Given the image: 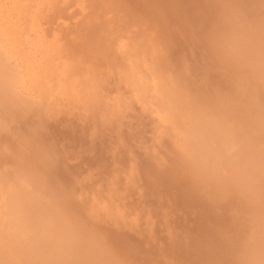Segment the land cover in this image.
<instances>
[{
	"label": "rangeland",
	"instance_id": "obj_1",
	"mask_svg": "<svg viewBox=\"0 0 264 264\" xmlns=\"http://www.w3.org/2000/svg\"><path fill=\"white\" fill-rule=\"evenodd\" d=\"M259 20L264 0H0V264H67L78 253L76 262L89 259L75 243L77 231L131 264H218L222 241L264 215L256 174L264 161V81L236 39L242 25ZM209 27L216 36L211 48ZM198 115L205 136L198 135ZM242 129L247 138L240 142L254 154L239 143ZM197 145L206 146L215 169ZM213 181L227 182L220 189ZM15 190L23 196L11 210ZM30 211L45 234L71 218L75 237L64 248L76 253L67 258L60 243L53 253L61 249L66 262L33 256L36 238L26 234V245L22 237L35 216Z\"/></svg>",
	"mask_w": 264,
	"mask_h": 264
},
{
	"label": "clouds",
	"instance_id": "obj_2",
	"mask_svg": "<svg viewBox=\"0 0 264 264\" xmlns=\"http://www.w3.org/2000/svg\"><path fill=\"white\" fill-rule=\"evenodd\" d=\"M216 36L209 27L206 30L205 42L212 47ZM237 39L245 45L251 66L259 78L264 81V21L258 29L254 26L243 27ZM258 181L264 188V161H262ZM73 221L69 218L67 224L62 223L64 238L72 242ZM76 242L87 252L89 259L76 264H131L130 261L116 259L114 250L96 242L86 234H80ZM218 264H264V216L255 225L246 224L230 237L222 241L219 249Z\"/></svg>",
	"mask_w": 264,
	"mask_h": 264
},
{
	"label": "bare ground",
	"instance_id": "obj_3",
	"mask_svg": "<svg viewBox=\"0 0 264 264\" xmlns=\"http://www.w3.org/2000/svg\"><path fill=\"white\" fill-rule=\"evenodd\" d=\"M28 1H29V0H28ZM86 1H87V0H86ZM203 1H204V0H203ZM205 3H206V2H205ZM220 4H221V3H220ZM54 5H55V4H54ZM201 5H202V4H201ZM221 5H222V4H221ZM207 6H208V5H207ZM227 6H228V9H229V11H230L232 8L230 7V5H227ZM53 7H54V6H53ZM53 7H52V9H53ZM113 7H114V6H113ZM119 7H121V6L119 5ZM251 7H252V6H251ZM251 7L249 6V8H251ZM256 7H257V4H256ZM117 8H118V7H117ZM121 8H122V7H121ZM220 8H221V7H220ZM225 8H226V7H225ZM242 8H243V7H242ZM247 8H248V7H247ZM259 8H260V7H259ZM91 9H92V8H91ZM126 9H127V8H126ZM194 9H195V8H194ZM14 10H15V8H14ZM110 10H111V9H110ZM121 10H122V9H121ZM209 10H210V9H209ZM225 10H226V9H225ZM236 10H238V9H236ZM242 10H243V9H242ZM258 10H259V9H258ZM118 11H119V10H118ZM177 11H178V10H177ZM239 12H240V11H239ZM74 13H75V11H74ZM87 13H88V12H87ZM110 13H111V12H110ZM208 13H209V11H208ZM236 13H237V11H236ZM114 14H115V13H114ZM116 14H117V13H116ZM116 14H115V15H116ZM119 14H120V13H119ZM127 14H128V13L126 12V14H125L126 17H127ZM209 14H210V13H209ZM237 14H238V13H237ZM239 14H241V13H239ZM85 15H87V14H85ZM111 15H113V14H111ZM115 15H114V16H115ZM123 15H124V14H123ZM173 15H174V14H173ZM96 16H97V15H96ZM96 16H95V17H96ZM98 16H99V15H98ZM101 16H102V15H101ZM231 16H232V14H231ZM237 16H238V15H237ZM237 16H236V17H237ZM224 17H225V16H224ZM177 18H178V17H177ZM225 18H226V17H225ZM228 18H229V14H228ZM233 18H235V17L233 16ZM237 18H238V17H237ZM239 18H241V17L239 16ZM239 18H238V19H239ZM91 19H92V18H91ZM96 19H97V18H96ZM122 19H123V18H121V22L123 23V20H122ZM127 19H128V18H127ZM229 19H230V18H229ZM231 19H232V18H231ZM235 19H236V18H235ZM243 19L245 20L246 17H244ZM243 19H241V20H243ZM253 20H255V19H253ZM256 20H257V19H256ZM256 20H255V21H256ZM94 21H95V20H94ZM97 21H100V20H97ZM223 21H224V18H223ZM225 21H226V20H225ZM229 21H230V20H229ZM236 21H237V19H236ZM236 21H235V22H236ZM238 21H239V20H238ZM259 21H260V20H259ZM100 22H101V21H100ZM115 22H116V21H115ZM202 22H203V21H202ZM239 22H241V21H239ZM257 22H258V21H257ZM260 22H262V21H260ZM128 23H129V22H128ZM224 23H225V22H224ZM226 23H228V22H226ZM226 23H225V25H226ZM249 23H250V22H249ZM252 23H253V21H252ZM254 23H255V22H254ZM25 24H26V23H25ZM93 24H94V23H93ZM99 24H100V23H99ZM116 24H117V23H116ZM119 24H120V23H119ZM184 24H185V23H184ZM229 24H230V22H229L227 25H229ZM235 24H236V23H235ZM239 24H240V23H238L237 26H241V25H242V24H241V25H239ZM246 24H248V23H245L244 25L246 26ZM95 25H96V24H95ZM123 25H124V24H123ZM223 25H224V24H221V27H222ZM244 25H242V26L245 27ZM258 25H260V24H258ZM258 25H257L256 27H258ZM93 26H94V25H93ZM116 26H117V25H116ZM230 26H232V24H231ZM230 26H228V27H230ZM250 26H251V25H250ZM173 27H174V26H173ZM233 27H234V26H233ZM115 28H116V27H115ZM137 28H138V27H137ZM191 28H192V27H191ZM197 28H198V27H197ZM240 28H241V27H240ZM67 29H68V28H67ZM91 29H92V28H91ZM230 29H231V28H230ZM232 29H233V28H232ZM257 29H258V28H257ZM45 30H47V28H46ZM69 30H70V29H69ZM88 30H89V29H88ZM178 31H179V29H178ZM116 32H117V31H116ZM129 32H130V30H129ZM162 32H163V31H162ZM165 32H166V31H165ZM169 32H170V31H169ZM138 33H139V32L137 31V34H134V35L136 36V35H138ZM158 33H159V31H158ZM158 33H157V34H158ZM190 33H191V32H190ZM61 34H63V33H61ZM233 34H235V33H233ZM236 34H237V33H236ZM130 35H131V34H130ZM170 35H171V34H170ZM185 35H186V34H185ZM189 35L191 36V34H189ZM189 35H188V36H189ZM79 36H81V35H79ZM120 36H121V34H120ZM123 36H124V35H123ZM135 36H134V37H135ZM164 36H165V35H164ZM179 36H180V35H179ZM186 36H187V35H186ZM234 36H235V35H234ZM121 37H122V36H121ZM156 37H157V36H156ZM156 37H154V38H156ZM172 37H173V36H172ZM230 37H232V36H230ZM126 38H129V37H126ZM126 38H125V39H126ZM167 38H168V37H167ZM188 38H189V37H188ZM232 38H233V37H232ZM232 38H231V39H232ZM115 39H116V38H115ZM129 39H130V38H129ZM236 39H237V36H236ZM236 39H235V40H236ZM88 40H89V39H88ZM170 40H171V39H170ZM172 40H173V39H172ZM235 40H234V41H235ZM126 41H127V40H126ZM224 41H225V40H223V42H224ZM226 41H227V40H226ZM228 41H229V40H228ZM228 41H227V42H228ZM230 41H231V40H230ZM237 41H238L237 43H239V40H238V39H237ZM77 42H78V41H77ZM151 42H152V41H151ZM223 42H222V43H223ZM119 43H120V42H119ZM128 43H129V42H128ZM154 43H155V42H154ZM234 43H236V42H234ZM231 44H233V42H232ZM241 44H243V43L241 42L239 46H241ZM129 45H130V44H129ZM129 45H128V46H129ZM65 46H66V45H65ZM136 46H137V44H136ZM138 46H139V44H138ZM138 46H137V48H139ZM170 46H171V45H170ZM92 47H93V46H92ZM155 47H156V46H155ZM171 47H172V46H171ZM182 47H183V46H182ZM241 47H242V46H241ZM137 48H136V52L138 51ZM160 48H161V46H160ZM226 48H227V46H226ZM243 48H244V47H243ZM240 49H241V48H240ZM153 50H154V49H153ZM231 50H232V49H231ZM238 50H239V49H238ZM238 50H237V51H238ZM67 51H68V50H67ZM110 51H112V50H110ZM134 51H135V50H134ZM146 51H147V50H146ZM181 51H182V50H181ZM237 51H236V52H237ZM244 51H246L245 48H244V50L239 51V52H242V53H243ZM155 52H156V50H155ZM55 53H57V52H55ZM112 53H113V51H112ZM125 53H126V52H125ZM137 53H138L137 56H139V52H137ZM157 53H158V52H157ZM161 53H162V52H161ZM163 53H164V51H163ZM231 53H232V52H231ZM242 53H241V54H242ZM58 54H59V53H58ZM134 54H135V53H133V55H134ZM146 54H147V53H146ZM153 54H154V53H153ZM232 54H233V53H232ZM235 54H236V53H235ZM238 54H239V53H237V55H238ZM241 54H239V55L241 56ZM245 54H246V53H245ZM140 55H141V54H140ZM147 55H148V54H147ZM147 55H146V56H147ZM156 55H157V54H156ZM164 55H165V54H164ZM242 55H243V54H242ZM48 56H49V55H48ZM53 56H54V55H52V57H53ZM64 56H65V55H64ZM64 56H63V58H64ZM73 56H74V55H73ZM158 56H159V54H158ZM243 56H244V55H243ZM46 57H47V56H46ZM96 57H98V56H96ZM155 57H156V56H155ZM47 58H48V57H47ZM124 58H125V57H124ZM140 58H141V57H140ZM243 58H244V57H243ZM45 59H46V58H45ZM51 59H52V58H51ZM145 59H146V58H145ZM47 60H48V59H47ZM56 60H57V59H56ZM60 60H61V59H60ZM82 60H83V59H82ZM101 60H102V59H101ZM48 61H50V59H49ZM117 61H118V60H117ZM137 61H138V60H137ZM243 61H245V60H243ZM246 61H247V60H246ZM50 62H51V61H50ZM115 62H116V61H115ZM139 62H140V61H139ZM86 63H87V62H86ZM116 63H117V62H116ZM133 63H134V62L132 61V64H133ZM246 63H247V62H246ZM248 63H249V62H248ZM82 64H83V62H82ZM97 64H99V63L97 62ZM97 64H96V65H97ZM241 64H242V63H241ZM241 64H240V66H241ZM54 65H55V64H54ZM133 65H134V64H133ZM138 65H140V64H138ZM138 65H137V66H138ZM248 65H250V64H248ZM53 67H54V66H53ZM138 67H139V66H138ZM242 67L244 68L243 65H242ZM132 68H133V67H132ZM148 68H149V67H148ZM74 69H75V68H74ZM90 69H91V67H90ZM247 69H248V68H247ZM100 70H101V69H100ZM113 70H114V69H113ZM251 70H253V69H252V66H251ZM91 71H92V70H91ZM133 71H135V67H134ZM84 72H86V71H84ZM58 73H59V71H58ZM92 73H94V72H92ZM116 73H117V70H116ZM53 75H54V74H53ZM67 75H68V74H67ZM70 75H71V74H70ZM138 75H139V73H138ZM94 76H95V75H94ZM244 76H245V73H244ZM247 76H249V75H247ZM63 77H64V76H63ZM242 77H243V75H242ZM245 77H246V76H245ZM251 77H252V78H250V79L254 80L253 77H255V76H252V75H251ZM257 77H258V75H257ZM243 78H244V77H243ZM52 79H53V78H52ZM245 79H246V78H245ZM140 80H142V79H140ZM49 81H50V80H49ZM52 81H53V80H52ZM64 81H65V80H64ZM239 81H240V80H239ZM244 81H245V80H244ZM248 83H249V82H248ZM69 84H70V83H69ZM69 84H67V85H69ZM161 84H163V82H161ZM171 84H172V83H171ZM218 84H219V81H218L217 85H218ZM224 84H225V83H224ZM42 85H43V84H42ZM221 85H223V83H222V84L220 83V86H221ZM225 85H226V84H225ZM246 85H247V84H246ZM223 86H224V85H223ZM243 86H244V85H243ZM247 86H248V85H247ZM67 87H68V86H67ZM74 87H75V86H74ZM161 87H162V86H161ZM161 87H159V88H161ZM224 87H227V86H224ZM245 87H246V86H245ZM245 87H244V89H245ZM68 88H69V87H68ZM75 88H76V87H75ZM169 88H170V87H169ZM173 88H174V85H173ZM76 89H77V88H76ZM45 90H46V89H45ZM53 90H54V89H53ZM167 90H168V89H167ZM167 90H166V91H167ZM169 90H170V89H169ZM178 90H179V89H178ZM224 90H225V89H224ZM242 90H243V89H242ZM242 90H241V91H242ZM60 91H61V90H60ZM66 91H67V89H66ZM76 91H77V90H76ZM176 91H177V90H176ZM244 91H246V90H244ZM255 91H256V90H255ZM255 91H254V92H255ZM54 93H55V92H54ZM97 93H98V92H97ZM112 93H113V92H112ZM252 93H253V92H252ZM255 93H256V92H255ZM52 94H53V93H52ZM67 94H68V93H67ZM90 94H91V93H90ZM168 94H169V93H168ZM168 94H167V95H168ZM176 94H177V96H178V93H176ZM94 95H95V94H94ZM111 95H112V94H111ZM68 96L71 97L70 95H68ZM97 96H98V95H97ZM179 97H180V96H179ZM179 97H178V99H179ZM72 98H73V97H72ZM96 99H97V98H96ZM183 99H184V98H183ZM252 99H253V98H252ZM254 99H257V98H254ZM94 100H95V99H94ZM94 100H93V102H94ZM179 100H180V99H179ZM116 101H117V100H116ZM183 101H184V100H183ZM249 101L251 102V100H249ZM93 102H92V103H93ZM191 102H192V101H191ZM193 102H194V101H193ZM247 102H248V100H247ZM252 102H254V101L252 100ZM254 103H255L254 105H257V101L254 102ZM258 103H259V102H258ZM99 104H100V103H99ZM162 104H163V102H162ZM179 104H180V103H179ZM183 104H184V103H183ZM141 105H142V104H141ZM164 105H165V104H164ZM194 105H195V104H194ZM252 105H253V103H252ZM86 106H87V105H86ZM86 106H85V107H86ZM95 106H97V105H95ZM169 106H170V105H169ZM178 106L180 107V105H178ZM186 106H187V105H186ZM259 106H261V105L259 104ZM263 106H264V105H263ZM163 107H164V106H163ZM170 107H171V106H170ZM187 107H188V106H187ZM193 107H194V106H192V109H193ZM257 107H258V105H257ZM257 107H256V108H257ZM87 108H88V107H87ZM180 108H181V107H180ZM184 108H185V107H184ZM184 108L181 109V112L184 111ZM190 108H191V107H190ZM194 108H195V107H194ZM167 109H168V108H167ZM170 109H171V108H170ZM170 109H169V110H170ZM260 109H262V107L259 108V110H260ZM169 110H168V111H169ZM193 110H194V109H193ZM162 111H163V110H162ZM178 111H179V110H178ZM205 111H206V110H205ZM179 112H180V111H179ZM194 112H195V110H194ZM198 112H199V111H198ZM198 112H196V113H198ZM203 112H204V111H203ZM203 112L200 111V113H203ZM169 113H171V112H169ZM204 113L207 114L206 112H204ZM161 115H163V114H161ZM196 115H197V114H196ZM200 115H201V114H200ZM200 115H198V116H200ZM263 115H264V114H263ZM198 116H197V117H198ZM202 116H203V115H202ZM156 117H157V116H156ZM159 117H160V116H159ZM174 117H175V116H174ZM164 118H165V117H164ZM177 118H178V117H177ZM199 118H200V120H199L198 118H196V120L194 121V119H193V121H194L195 124L198 125V130H197V131L199 132V134H198V133H197V134H198L199 136H201L200 133H202V134L205 133V132H204L205 130L202 129V128H203V125H202V126L200 125V124H202V123H200V122H201V116H200ZM159 119H160V118H159ZM162 119H163V118H162ZM254 119H255V118H254ZM255 120H256V119H255ZM263 120H264V119H263ZM157 121H158V120H157ZM161 121H162V120H161ZM175 121H177V120H175ZM191 121H192V120H191ZM196 121H198V123H200V124H198ZM180 122H181V121H180ZM182 122H183V121H182ZM251 122H252V121H251ZM256 122L258 123V120H256ZM256 122H255L254 124H256ZM259 122H260V121H259ZM176 123H177V122H176ZM194 123H193L192 125H194ZM260 123H264V121H263V122H260ZM254 124H253V125H254ZM183 125H184V123H183ZM192 125H190V126L188 127V130H189V129H190V130H191V129L193 130ZM199 125H200V127H199ZM232 125H233V126H236V127H240L239 125H241V124L238 125V124L233 123ZM232 125H231V127H232ZM257 125H258V124H257ZM259 125H261V124H259ZM254 126H256V125H254ZM121 127H122V126H121ZM185 127H186V126H185ZM185 127H183V128H185ZM190 127H192V128H190ZM194 127L197 128L196 125H194ZM221 127H222V126H221ZM231 127H230V128H231ZM257 127H258V126H257ZM261 127H262V126H261ZM263 127H264V125H263ZM263 127H262V128H263ZM195 128H194V129H195ZM255 128H256V127H255ZM258 128H259V127H258ZM185 129H186V128H185ZM185 129H184V130H185ZM200 129H201V131H200ZM243 129L246 130L245 128H243ZM243 129H242V132H240L241 129L239 130V132L241 133V136L239 135L240 138H239V136H236L237 138H239L238 140H239L240 145H242L241 142H243V141H244L243 143H245V144L247 143L244 139L247 138V137L245 138V136H246V134L248 133V130H246L247 133H244V132H243ZM263 129H264V128H263ZM263 129H259V130H263ZM190 130H189V131H190ZM202 130H204V131L202 132ZM206 130H208V129H206ZM228 130H229V129H228ZM234 130H235V129H234ZM234 130H232V132H233ZM175 131H176V130H175ZM178 131H179V130H178ZM186 131H187V130H186ZM194 131H195V130H193V133L196 132V131H195V132H194ZM208 131H209V130H208ZM236 131L238 132L237 128H236V130H235V135H236V133H237ZM250 131H251V130H250ZM181 132H183V131H181ZM229 132H230V131H229ZM190 133H191V132H190ZM210 133H211V131H210ZM210 133H209V134H210ZM250 133H251V132H250ZM212 134L214 135L215 132H214V133L212 132ZM217 134H218V133H217ZM217 134H215V136H214V139L216 138V140H217V141H216V140H215V141L217 142L218 145H219V143H221V144L224 145V141H222L221 138L219 139L218 136H217ZM219 134H220V133H219ZM227 134H228L227 137L229 138V135H230V134H229V133H227ZM232 134H234V132L231 133V135H232ZM238 134H239V133H237V135H238ZM242 134H243L244 139L240 142L241 138H243V137H242ZM244 134H245V135H244ZM248 134H249V133H248ZM166 135H167V134H166ZM194 135H196V134H194ZM203 135H204V134H203ZM210 135H211V134H210ZM231 135H230V136H231ZM235 135H234V136H235ZM196 136H197V135H196ZM199 136H197V137H199ZM204 136H205V135H204ZM206 136H207V135H206ZM208 136H209V135H208ZM225 136H226V135H225ZM232 136H233V135H232ZM248 136H249V135H248ZM260 136H261V135H260ZM164 137H165V136H164ZM194 137H195V136H194ZM197 137H195V138L197 139ZM211 137L213 138V136H211ZM154 139H155V138H154ZM206 139H207V138H206ZM218 139H219V140H218ZM234 139H235V138L233 137L232 140L234 141ZM255 139L257 140V138H255ZM258 139H259V137H258ZM199 140H200V139H199ZM199 140H198V141H199ZM202 140H203V139H202ZM202 140H201V141H202ZM220 140H221L223 143H222ZM223 140H224V139H223ZM230 140H231V138H230ZM248 140H249V142L251 141L249 138H248ZM218 141H219V142H218ZM233 141H232V142H233ZM236 141H237V140H236ZM236 141H234L235 144H236ZM253 141H254V139H253ZM257 141H259V140H257ZM257 141H256V142H257ZM216 142H215V143H216ZM229 142H230V141H229ZM237 142H238V141H237ZM230 143H231V142H230ZM234 143H232V144H234ZM258 143H259V142H258ZM232 144H231V146L235 147V146L232 145ZM237 144H238V143H237ZM237 144H236V145H237ZM245 144H244V145H245ZM250 144H251V143H250ZM254 144H255V143H254ZM248 145H249V143H247L245 147L242 146V147L244 148V150H247L248 152H247V151L244 152L243 148H240V146H239V148H240V150L242 149L244 153H246V152H247V153H250V152H252V150H253V149H252V150L250 151V149L253 148V146L250 148ZM208 146H209V145H208ZM214 146H215V145H214ZM219 146H220V145H219ZM225 146H226V144H225ZM227 146H228V145H227ZM237 146H238V145H237ZM247 146H248L250 149H245ZM257 146H258V144H257ZM248 147H247V148H248ZM217 148H218V146H217ZM220 148H221V147H220ZM222 148H223V146H222ZM229 148H231V147L229 146ZM235 148H237V147H235ZM210 149H211V148H210ZM196 150L198 151L199 155H201V156L204 157V160H205V157H206L207 155H209V151H208V149H206V146H199V145H197ZM242 150H241V151H242ZM257 150H258V149H257ZM220 151H221V150H220ZM235 151H236V150H235ZM261 151H264V148H263V150L261 149ZM261 151H260V153H261ZM150 152H151V151H150ZM218 152H219V151H218ZM222 152H223V151H222ZM224 152H225V150H224ZM252 153H253V152H252ZM219 154H221V153H219ZM222 154H223V153H222ZM222 154H221V155H222ZM242 154H243V153H242ZM253 154H254V153H253ZM263 154H264V152H262V153L260 154V156L263 155ZM260 156H259V158H260ZM198 157H199V156H198ZM207 157H208V156H207ZM216 157H217V156H216ZM223 157H224V155H223ZM223 157H221V158H223ZM225 157H226V156H225ZM225 157H224V159H222V160L224 161V163L226 162V161H225V159H226ZM250 157H252V156H250ZM250 157H249V158H250ZM254 157H255V155H253L252 158H253V159H256V157H255V158H254ZM261 157H262V156H261ZM201 158H202V157H201ZM221 158H220V159H221ZM259 158H258V159H259ZM209 159H211V158L209 157ZM209 159L207 158L206 160H209ZM214 159H216V158H214ZM238 159H239V157H238L237 159L235 158V161H233L235 165H233V162H232V164H231V166L233 165L232 167L236 166V161H237ZM258 159H257V160H258ZM204 160L202 161L203 163H204ZM206 160H205V161H206ZM212 160H213V157H212ZM239 160H240V159H239ZM257 160H254V161H257ZM259 160L261 161V160H264V159H259ZM199 161H200V160H199ZM213 161H214V160H213ZM213 161H206V162H207V165H208L209 162H211V163H209L210 166H207V165H206V167L214 168L213 166H211V164L214 165ZM249 161H250V160H249ZM249 161H248V162H249ZM250 162L252 163V165H253V167H254V164H253L252 160H251ZM237 164H238V162H237ZM221 165H222V164H221ZM258 165H259V164H258ZM215 166H216V168H217L219 165H218V166L215 165ZM255 166L257 167V165H255ZM234 168H235V167H234ZM254 168H255V167H254ZM258 168H260V166H258ZM214 169H215V168H214ZM211 170H212V169H211ZM255 170H257V168H255ZM257 171H258V170H257ZM30 172H31V171H30ZM231 172H232V171H231ZM254 172H255V171H254ZM257 173H259V171L256 172V174H257ZM37 174H38V173H37ZM214 175H215V174H214ZM217 175H220V174H217ZM253 175H254V174H253ZM253 175H252V176H253ZM215 176H216V175H215ZM238 176H239V174H238ZM204 177H205V176H204ZM217 177H218V176H216V178H217ZM219 177L221 178V176H219ZM219 177H218V178H219ZM236 177H237V176H236ZM220 178H219V181H220V180L224 181V178H223V179H222V178L220 179ZM249 178H250V177H249ZM253 178H256V175H255L254 177H252V179H253ZM27 179H28V178H27ZM213 179H215V178H213ZM246 179H247L248 181H250L248 178H246ZM215 180H216V179H215ZM254 180H255V179H254ZM216 181H218V179H217ZM252 181H253V180H252ZM252 181H250V182L253 183ZM209 182H210V181H209ZM213 182L216 183V187H217V185H218V187L220 186V187H219L220 189H222V188L224 189L225 187H222V186H223V184H225L227 181H226V182H223L222 185H221V184H220V185L218 184V183H220L221 181H220V182H215V181H213ZM211 183H212V182H211ZM236 183H237V182H236ZM247 184H249V182H248ZM225 185H226V184H225ZM225 185H224V186H225ZM239 186H240V185H239ZM221 187H222V188H221ZM226 187H228V186H226ZM247 187H250V186L248 185ZM252 187H253V185H252ZM15 188H16V187H15ZM17 188H18V187H17ZM17 188H16V189H17ZM217 189H218V188H217ZM220 189H218V190L220 191ZM247 189H248V188H247ZM247 189H246V190H247ZM257 189H258V188H257ZM257 189H256V191H257ZM18 190H19V188H18ZM214 190H215V189H214ZM237 190H238V191H239V190L241 191L240 188H238ZM216 191H217V190H215L214 193H215ZM219 191H217L216 193H218ZM243 191H244V190H243ZM252 191H253V189H252ZM1 192H2V190H1ZM15 192L17 193V194L14 195L15 198H14V197H13V198L11 197L12 199H14L13 201H9V202H8L9 199H8V198H7L8 200L6 199V200H7V203H9L8 206H11L10 208H12L11 210H13V208H14V209H17V205H18V204L16 205L17 202H16L15 199H16V198H17V199L19 198V200H22L21 197L23 196V195L20 196V193H21V192L18 193L17 190H15ZM15 192H14V193H15ZM249 192H251V191L249 190ZM249 192H248V193H249ZM256 193H257V192H256ZM1 194L3 195V193H1ZM12 194H13V193H12ZM21 194H22V193H21ZM200 194H201V193H200ZM221 194H222V193H221ZM241 194H242V192H241ZM251 194H252V192H251ZM251 194H249V195H250L249 197H251V200H252V198L255 197V196H254L255 194L253 193V194H254L253 197H252ZM2 195H1V196H2ZM4 195H5V194H4ZM8 195H9V194H8ZM205 195L207 196L208 194L205 193ZM223 195H224V194H223ZM242 195H243V194H242ZM12 196H13V195H12ZM18 196H19V197H18ZM200 196H201V195H200ZM208 196H209V195H208ZM216 196L218 197V195H216ZM3 197H4V196H2V198H3ZM201 197H202V196H201ZM209 197H210V196H209ZM9 198H10V196H9ZM207 198H208V197H207ZM219 198H220V197H219ZM12 199H11V200H12ZM205 199H206V198H205ZM210 199H211V198H210ZM210 199L208 198V199H206V200H210ZM253 199H254V198H253ZM6 200H5V203H6ZM52 200H54V199H52ZM211 200H213V199H211ZM221 200H223V197L221 198ZM24 201H25V200H24ZM24 201H22V202H23V205H24ZM28 201H29V200H28ZM10 202H11V203H10ZM13 202H14V203H13ZM20 202H21V201H20ZM25 202H26V201H25ZM32 202H33V201H31V203H32ZM51 202H52V201H51ZM51 202H50V203H51ZM53 202H54V201H53ZM13 204H15L16 207H15V205L13 206ZM39 205L42 206L41 203L38 204V207H40ZM2 206H3V205H2ZM12 206H13V207H12ZM52 206H53V205H52ZM54 206L56 207V205H54ZM24 207H25V208H24ZM59 207H60V206L58 205V207H57L58 209H56V210H55V208H54V211L59 210V209H60ZM45 208H46V207H45ZM40 209H41V208H40ZM42 209H43V208H42ZM51 209H52V208H49V210H51ZM22 210H24L23 212H28L27 209H26V206H25V205L23 206V209H22ZM25 210H26V211H25ZM36 210H37V209H36ZM44 210H45V209H44ZM247 210H248V209H247ZM16 211H17V210H16ZM16 211H12V212L14 213V214L12 213V216H13V215H14V216H17V215H18V216H19V215L21 216V215H23V213H22V214H21V213H19V214L17 213V214L15 215ZM19 212H21V210H19ZM30 212H31L30 215H32V214L35 215L34 211H33V212L30 211ZM30 212H29V213H30ZM36 212L38 213V210H37ZM29 213H28V214H29ZM51 213H53V211H51ZM51 213H50V214H51ZM57 213H58V212H57ZM57 213L54 214L52 218H54V216L57 215ZM47 214H48V213H47ZM47 214H46V216H47ZM10 215H11V213H10ZM36 215H38V214H36ZM36 215H35L34 218H33L34 221H33V219H31V218L33 217V215H32L31 217L28 216V217H29V218L27 219V220H28V225L25 224V225H26V228H25V229L23 228L24 231L22 230V231H23V232H22V234H23V235H22L23 239L25 238L26 234L29 235L30 237L33 236V237H34V238L32 237L33 239L36 238V246H35V247H34V246L32 247V249H33V256H34V255H36V257H37V256H41L42 258H44V257L46 256V258L49 260V255H50V256H53V259L56 258V257H54V256H59V257H57V259H58V258H59V259H63V258H61V257H62V256H61V253H62L61 249H59V252L57 251V254L59 253L58 255H57L56 253H55V255H53V253H54L55 250H56V248H55L56 245H55V244L60 243V245L63 247V250L67 247L66 245L70 246V245L68 244L69 242H67L66 239L64 238V234L61 235V234L63 233V232H62V228L60 227V230H55V229H54V228H58L57 226H55V224H57V222H59V221H57V220H59V219L56 220V223H55V221H54L55 219H53L52 227H53L54 231L51 230L52 228L49 230V229L46 228V226H45V228H46L45 231L48 230V231H47V234H45L44 230H42V231H38V230L40 229L39 226H40V223H41L42 220H38V218L36 219V218H35V217H37ZM258 215H259V214H258ZM18 216H17V217H18ZM20 216H19V217H20ZM57 216H58V215H57ZM263 216H264V215H263ZM10 217H11V216H10ZM17 217H14V218L16 219ZM19 217H18L17 219H19ZM21 217H22V216H21ZM38 217H39V216H38ZM40 218H41V217H40ZM48 218H51V217H50V216H49V217L47 216V219H48ZM52 218H51V219H52ZM55 218H56V216H55ZM58 218H59V217H58ZM11 219H13V217H11ZM11 219L9 218V221H10ZM41 219H42V218H41ZM51 219H50L49 222L52 221ZM258 219H259V218H258ZM65 220H66V219H65ZM65 220H64V222H65ZM37 221H38L39 224L37 223ZM39 221H40V222H39ZM47 221H48V220H47ZM60 221H62V220H60ZM21 222H22V221H21ZM21 222H20V223H21ZM42 222H43V221H42ZM44 222H45V220H44ZM54 223H55V224H54ZM58 224H59V223H58ZM58 224H57V225H58ZM38 225H39V226H38ZM40 227H41V226H40ZM37 228H38V229H37ZM43 228H44V227H43ZM77 228H78V226H77ZM77 228H76V231H77ZM49 231H50L51 233H50ZM60 231H61L62 233H61ZM14 232H15V231H14ZM38 232H39V233H38ZM42 232H43V233H42ZM48 232H49L51 235L48 234ZM59 232H60L61 234H60ZM85 232H86V231H85ZM9 234H10V233H9ZM12 234H14V233H12ZM15 234H16V233H15ZM18 234H20V233H18ZM72 234H73V233H72ZM75 234H76V238H75V239H77L78 231H77ZM10 235H11V234H10ZM48 235H49V236H48ZM13 237H15V235H13ZM73 237H75V236H73ZM20 238H21V237H20ZM13 239H14V238H13ZM28 239H29V238H28ZM75 239H74V240H75ZM74 240H73V241H74ZM20 241H23V240H20V239H19V242H20ZM26 241H27V236H26V239H25L24 242L26 243ZM16 242L18 243V241H16ZM16 242H14V243H16ZM20 243H23V242H20ZM20 243H19V244H20ZM25 243H24V244H25ZM73 243H74V242H73ZM73 243H70V244H73ZM75 243H76V241H75ZM75 243H74V244H75ZM19 244H18V245H19ZM24 244H23V245H24ZM74 244H73V246H74ZM77 244H78V243H77ZM26 245H27V243H26ZM28 246H29V245H28ZM28 246H27V247H28ZM71 246H72V245H71ZM71 246H70V247H71ZM75 246H76V244H75ZM19 247H22V246L19 245ZM19 247H18V251L20 252ZM23 247H24V246H23ZM23 247H22V248H23ZM64 247H65V248H64ZM28 248H29V247H28ZM60 248H61V247H60ZM72 248H73V247H72ZM76 248H77V247H76ZM24 249H25V247H24ZM73 249H74V248H73ZM78 249H79V247H78ZM67 250H68V248H67ZM69 250H70V248H69ZM69 250L67 251V253H65V252H66V249H65V251H63V252H64V255H66L67 258H68V256H69L71 253L74 254V253H76V251H77V249H75V252H72V249H71V252H70ZM79 250H80V249H79ZM79 250H78V252H80ZM68 252H69V253H68ZM78 252H77V253H78ZM20 253H21V252H20ZM50 253H51V254H50ZM62 254H63V253H62ZM67 255H68V256H67ZM80 255H81V254H80ZM82 255H83V254H82ZM73 256H74V255H73ZM77 256H79V253L77 254ZM77 256H76V257H77ZM22 257H23V256H22ZM27 257H28V256H27ZM64 257H65V256H64ZM76 257H74L76 260L72 259V261L74 260V261H73L74 263H76V261H77V258H76ZM80 257H81V256H80ZM23 258H24V257H23ZM25 258H26V257H25ZM67 258H66V259H67ZM69 258H70V257H69ZM19 259H20V258H19ZM19 259H18V260H19ZM57 259H56V260H57ZM59 259H58V260H59ZM66 259H65V260L63 259V260L66 262ZM80 259H81V258H80ZM21 260H22V259H21ZM27 260H28V259H27ZM27 260H26V261H27ZM54 260H55V259H54ZM56 260H55V261H56ZM70 260H71V259H70ZM70 260H69V261L67 260V264H71L72 261H70ZM26 261H25V263L28 262V261H27V262H26ZM45 261H46V260H45ZM52 261H53V260H52ZM52 261H51V259H50V263H51V264H55V263H52ZM55 261H54V262H55ZM59 261H60V260H59ZM78 261H79V260H78ZM80 261H81V260H80ZM48 262H49V261H47V264H48ZM65 262H64V263H65ZM56 263L59 264L58 261H57ZM62 263H63V262H62ZM62 263H60V264H62ZM74 263H72V264H74ZM28 264H30V263H28Z\"/></svg>",
	"mask_w": 264,
	"mask_h": 264
}]
</instances>
